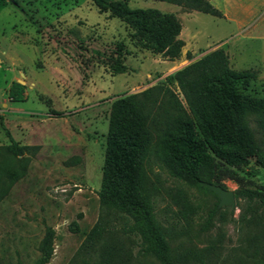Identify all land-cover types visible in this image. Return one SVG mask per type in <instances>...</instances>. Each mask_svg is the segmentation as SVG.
<instances>
[{
  "label": "rangeland",
  "instance_id": "1",
  "mask_svg": "<svg viewBox=\"0 0 264 264\" xmlns=\"http://www.w3.org/2000/svg\"><path fill=\"white\" fill-rule=\"evenodd\" d=\"M119 1L130 9L174 14L183 42L179 58L142 48L121 20L99 13L90 0H0V122L28 148L13 156L0 127V187L9 185L0 200V264H33L45 227L54 231L47 264H92L94 257L76 252L100 212L97 194L114 100L156 84L178 93L167 77L218 48L231 70L255 73L248 87L237 90L264 98V0H211L223 18L153 0ZM241 5L253 13H240ZM12 83L22 86L15 102L8 95ZM256 118L247 117L264 158ZM19 160L24 174L8 184L5 175L18 169ZM143 171L155 219L171 253L183 254V264L262 263L264 207L256 200L241 196L233 209L217 208L213 193L176 178L159 151L148 154ZM210 183L234 193H264V170L253 160L240 167L218 164ZM131 264L159 262L136 256Z\"/></svg>",
  "mask_w": 264,
  "mask_h": 264
},
{
  "label": "trees",
  "instance_id": "2",
  "mask_svg": "<svg viewBox=\"0 0 264 264\" xmlns=\"http://www.w3.org/2000/svg\"><path fill=\"white\" fill-rule=\"evenodd\" d=\"M90 1L99 13L121 20L142 48L169 60L179 58L183 42L178 39L181 27L174 14L130 9L119 0ZM153 1L223 18L210 0ZM116 71L121 73L123 67L118 66ZM254 78L253 71L231 70L226 53L218 48L167 77L178 93L156 84L114 100L97 194L100 212L76 255L94 257L92 264H131L136 256H153L159 264H183V254L171 253L166 234L155 219L151 193L145 185V159L149 153L159 151L176 178L199 187L201 182L212 184L210 175L218 164L240 167L253 160L264 170V158L247 119L248 114H255L256 128L264 132V98L237 90V85L246 88ZM8 95L18 101L22 86L12 83ZM0 127L9 142L6 149L15 157L22 156L28 148L19 146L2 122ZM24 171L25 165L19 160L18 169L7 172L4 179L11 184ZM8 188L0 187V200ZM241 196L264 207V193H234L235 199ZM182 208L190 210L188 204ZM214 212L206 219L205 230ZM53 242L54 231L45 227L39 256L33 264L49 262Z\"/></svg>",
  "mask_w": 264,
  "mask_h": 264
},
{
  "label": "water",
  "instance_id": "3",
  "mask_svg": "<svg viewBox=\"0 0 264 264\" xmlns=\"http://www.w3.org/2000/svg\"><path fill=\"white\" fill-rule=\"evenodd\" d=\"M200 185L206 188L207 192H212L218 199L217 208L228 206L231 209L235 207L234 192L223 189L220 186L201 182Z\"/></svg>",
  "mask_w": 264,
  "mask_h": 264
},
{
  "label": "crops",
  "instance_id": "4",
  "mask_svg": "<svg viewBox=\"0 0 264 264\" xmlns=\"http://www.w3.org/2000/svg\"><path fill=\"white\" fill-rule=\"evenodd\" d=\"M210 2H211V0H210ZM253 11L254 10H252L251 8H250V6H248V5H241V7H240V13H253ZM221 12V11H220ZM222 13V12H221ZM222 15H223V17H226L225 16V14H223L222 13Z\"/></svg>",
  "mask_w": 264,
  "mask_h": 264
}]
</instances>
